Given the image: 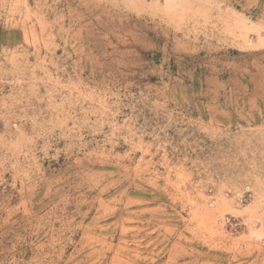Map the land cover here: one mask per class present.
<instances>
[{
    "label": "rangeland",
    "instance_id": "1",
    "mask_svg": "<svg viewBox=\"0 0 264 264\" xmlns=\"http://www.w3.org/2000/svg\"><path fill=\"white\" fill-rule=\"evenodd\" d=\"M0 264H264V0H0Z\"/></svg>",
    "mask_w": 264,
    "mask_h": 264
}]
</instances>
